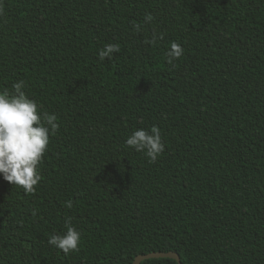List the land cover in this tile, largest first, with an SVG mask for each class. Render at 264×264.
Returning <instances> with one entry per match:
<instances>
[{"label":"trees","instance_id":"obj_1","mask_svg":"<svg viewBox=\"0 0 264 264\" xmlns=\"http://www.w3.org/2000/svg\"><path fill=\"white\" fill-rule=\"evenodd\" d=\"M0 6V89L23 80L59 124L34 193L0 176V264H264V0ZM106 44L120 51L100 61ZM153 125L149 163L125 140ZM67 218L81 242L66 255L48 239Z\"/></svg>","mask_w":264,"mask_h":264},{"label":"clouds","instance_id":"obj_2","mask_svg":"<svg viewBox=\"0 0 264 264\" xmlns=\"http://www.w3.org/2000/svg\"><path fill=\"white\" fill-rule=\"evenodd\" d=\"M3 8L0 6V14ZM154 17L144 16L150 23ZM139 30V25L135 26ZM156 37L145 43H154ZM120 51L119 44H106L98 52V59H111ZM183 55L182 47L172 42L166 52L168 64H173ZM12 91L0 89V176L11 185L22 188L25 194L34 193L41 181L39 165L44 157L50 136L59 130L58 117L47 112L40 113L36 100L31 99L23 89V80L12 84ZM125 146L137 153H143L149 163H155L165 150L161 129L153 125L149 130L140 128L133 131L125 140ZM71 208L72 202L67 201ZM36 215L35 211L32 213ZM66 231L61 235L51 234L48 244L64 254L79 251L81 232L71 225V218L65 220Z\"/></svg>","mask_w":264,"mask_h":264},{"label":"water","instance_id":"obj_3","mask_svg":"<svg viewBox=\"0 0 264 264\" xmlns=\"http://www.w3.org/2000/svg\"><path fill=\"white\" fill-rule=\"evenodd\" d=\"M150 259H172L181 264L180 257L175 252H151L145 255H138L135 257L133 264H141L142 262Z\"/></svg>","mask_w":264,"mask_h":264}]
</instances>
